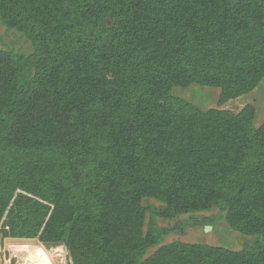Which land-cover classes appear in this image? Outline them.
Instances as JSON below:
<instances>
[{"label":"trees","instance_id":"trees-1","mask_svg":"<svg viewBox=\"0 0 264 264\" xmlns=\"http://www.w3.org/2000/svg\"><path fill=\"white\" fill-rule=\"evenodd\" d=\"M0 23L32 50L0 48V235L22 263L264 264V122L172 92H253L264 0H0ZM212 209L241 250L159 246L156 218Z\"/></svg>","mask_w":264,"mask_h":264},{"label":"rangeland","instance_id":"rangeland-1","mask_svg":"<svg viewBox=\"0 0 264 264\" xmlns=\"http://www.w3.org/2000/svg\"><path fill=\"white\" fill-rule=\"evenodd\" d=\"M0 48L10 49L14 53L25 56L30 55L32 52L30 44L27 43L20 34L6 29L1 23ZM172 92L175 97L183 99L203 111L211 108H220L222 110L238 113L244 106L251 104L254 105L257 110L254 125L259 126L264 122V80L250 94L229 101L220 107L218 106L220 90L216 88L192 85L187 89L175 88ZM147 203L157 207L160 206L159 203L153 200H149ZM144 205H146V202H144ZM200 217L212 219V228H202L199 225H196ZM148 218L149 214L147 215V220ZM155 223L158 228L173 229V232L166 235L162 244L159 246L172 241H181L185 243L207 244L232 251H239L242 249V245L245 242L251 240V237H245L229 229L224 222V219L220 217L217 209H212L209 212L192 216H178L173 219L156 218ZM35 246L42 245L36 242ZM159 246L151 249L148 254L152 253ZM13 247L15 246L9 245L8 243L4 244L0 235V264H21L23 262V260L15 255ZM53 252L52 259L54 264H70L68 254L63 247H59L57 251Z\"/></svg>","mask_w":264,"mask_h":264},{"label":"bare ground","instance_id":"bare-ground-1","mask_svg":"<svg viewBox=\"0 0 264 264\" xmlns=\"http://www.w3.org/2000/svg\"><path fill=\"white\" fill-rule=\"evenodd\" d=\"M21 264H25V263H21Z\"/></svg>","mask_w":264,"mask_h":264},{"label":"water","instance_id":"water-1","mask_svg":"<svg viewBox=\"0 0 264 264\" xmlns=\"http://www.w3.org/2000/svg\"><path fill=\"white\" fill-rule=\"evenodd\" d=\"M207 228H209V227H207Z\"/></svg>","mask_w":264,"mask_h":264}]
</instances>
